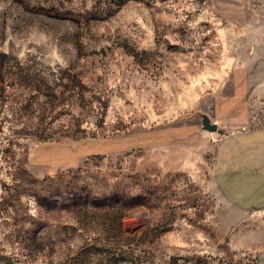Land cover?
Here are the masks:
<instances>
[{
  "label": "rangeland",
  "instance_id": "obj_1",
  "mask_svg": "<svg viewBox=\"0 0 264 264\" xmlns=\"http://www.w3.org/2000/svg\"><path fill=\"white\" fill-rule=\"evenodd\" d=\"M236 80L264 118V0H0V264H264L209 151L171 170Z\"/></svg>",
  "mask_w": 264,
  "mask_h": 264
},
{
  "label": "crops",
  "instance_id": "obj_2",
  "mask_svg": "<svg viewBox=\"0 0 264 264\" xmlns=\"http://www.w3.org/2000/svg\"><path fill=\"white\" fill-rule=\"evenodd\" d=\"M232 84L234 92L220 102L216 99L214 101V109L220 115L215 116V119L217 124H221L223 128L221 131L224 130V139L216 143H195L198 151L188 155L184 152L187 156H182L181 164H175L171 170L191 171L189 173L195 175L203 173L205 170L203 149L209 151L211 162L206 166L209 173L203 177L213 198L217 199L214 190L222 186L228 204L227 215L234 219L235 225L249 218H257L260 243L264 247V118L258 119L251 113L247 98L246 100L240 98L241 102L236 98L238 91L250 90L252 83L236 80ZM233 98L236 99L234 104L229 102ZM228 104L230 106L227 112H224V107ZM241 127H246V131L242 132ZM232 130L236 132L230 134ZM215 135L218 136L217 133ZM227 141L228 143L224 145ZM178 147L182 148L180 145ZM165 148L168 147H162ZM217 158L223 164V175L215 173L214 165Z\"/></svg>",
  "mask_w": 264,
  "mask_h": 264
},
{
  "label": "water",
  "instance_id": "obj_3",
  "mask_svg": "<svg viewBox=\"0 0 264 264\" xmlns=\"http://www.w3.org/2000/svg\"><path fill=\"white\" fill-rule=\"evenodd\" d=\"M206 111L207 114L202 115V125L204 129H206L209 132H215L217 129V126L215 123H212L211 118L215 117V109H214V101H210L206 105Z\"/></svg>",
  "mask_w": 264,
  "mask_h": 264
},
{
  "label": "built area",
  "instance_id": "obj_4",
  "mask_svg": "<svg viewBox=\"0 0 264 264\" xmlns=\"http://www.w3.org/2000/svg\"><path fill=\"white\" fill-rule=\"evenodd\" d=\"M240 130L246 131V127H241ZM235 132H236V130L234 132H232V134H234ZM234 250L236 252H238V253H241L242 252L239 247H234ZM257 256H258V253H257V255H254L253 257L256 258ZM245 257L246 256L244 254H242L243 263L246 262V261H248V260H250V259H246ZM220 264H226V263H225V261L222 260V261H220ZM247 264H256V261L255 262L248 261Z\"/></svg>",
  "mask_w": 264,
  "mask_h": 264
}]
</instances>
